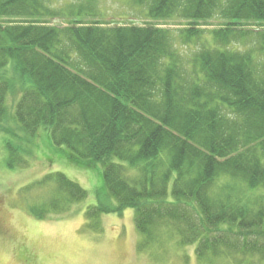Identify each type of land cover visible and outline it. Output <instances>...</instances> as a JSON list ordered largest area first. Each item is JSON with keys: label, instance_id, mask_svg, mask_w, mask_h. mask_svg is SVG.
Here are the masks:
<instances>
[{"label": "trees", "instance_id": "1", "mask_svg": "<svg viewBox=\"0 0 264 264\" xmlns=\"http://www.w3.org/2000/svg\"><path fill=\"white\" fill-rule=\"evenodd\" d=\"M53 1L0 0L14 18L0 21V120L20 84V126L48 133L68 165L102 167L90 220L132 208L145 242L172 229L206 264L264 259V0H131L142 23ZM49 174L65 196L87 194Z\"/></svg>", "mask_w": 264, "mask_h": 264}, {"label": "rangeland", "instance_id": "2", "mask_svg": "<svg viewBox=\"0 0 264 264\" xmlns=\"http://www.w3.org/2000/svg\"><path fill=\"white\" fill-rule=\"evenodd\" d=\"M53 2L64 13L79 5L76 0ZM93 4L97 10L87 18L105 23H142L150 18L144 7L131 0H95ZM62 16L53 21L66 22L68 16ZM8 19L14 18L1 17V24ZM176 22L168 21L173 26ZM19 87L9 92L8 117L0 120V264H206L197 258L195 246L181 244L172 229L159 228L156 239L145 242L132 208L87 218L86 209L96 204V190L103 185L102 167L100 171L68 165L48 133L26 132L14 118ZM9 157L14 159L12 164L7 162ZM58 171L85 188V197L65 196L59 183L46 177ZM51 203L60 212L40 218L31 211L50 209ZM207 263L264 264V259L251 254L240 263L238 257L221 255Z\"/></svg>", "mask_w": 264, "mask_h": 264}]
</instances>
